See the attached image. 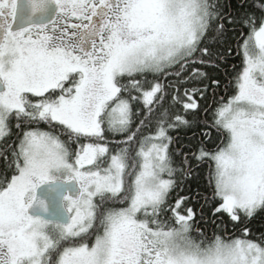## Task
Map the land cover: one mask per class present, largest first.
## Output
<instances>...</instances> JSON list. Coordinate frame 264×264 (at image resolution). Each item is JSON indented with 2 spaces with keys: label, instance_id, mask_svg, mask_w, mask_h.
Listing matches in <instances>:
<instances>
[{
  "label": "snow or ice",
  "instance_id": "obj_1",
  "mask_svg": "<svg viewBox=\"0 0 264 264\" xmlns=\"http://www.w3.org/2000/svg\"><path fill=\"white\" fill-rule=\"evenodd\" d=\"M260 215L264 0H0V264H264Z\"/></svg>",
  "mask_w": 264,
  "mask_h": 264
},
{
  "label": "trees",
  "instance_id": "obj_2",
  "mask_svg": "<svg viewBox=\"0 0 264 264\" xmlns=\"http://www.w3.org/2000/svg\"><path fill=\"white\" fill-rule=\"evenodd\" d=\"M232 63L238 64L239 61L233 60ZM231 70L232 69L229 67L228 71L231 72ZM223 73H224V69L221 68L219 73L213 72L212 75L213 76H220L222 78V84H223L224 80L227 79V77L223 76ZM179 135L181 136V139L183 140L184 134L180 133ZM188 135L190 136L191 133H189ZM191 185H192L193 190H195L197 188V186H199V190H200L201 194L203 196L209 197L210 202L207 205H203V207H204V219L208 220V221L212 220V216L210 215V212H211L212 207H213V205L211 203V189L207 188L206 181L203 178H201L200 180H193L191 182ZM186 191H187V189H186ZM200 223L203 227H205L207 229V233H208L209 237H211V232H212L211 227L204 225L203 222H200ZM228 228H229L230 233L233 232L230 224L228 225ZM251 228L253 229L254 234H257V235L260 233L261 230H264V215L257 216L253 220V222L251 224Z\"/></svg>",
  "mask_w": 264,
  "mask_h": 264
}]
</instances>
